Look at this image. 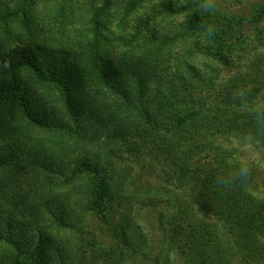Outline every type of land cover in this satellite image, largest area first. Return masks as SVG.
Instances as JSON below:
<instances>
[{
    "label": "trees",
    "instance_id": "obj_1",
    "mask_svg": "<svg viewBox=\"0 0 264 264\" xmlns=\"http://www.w3.org/2000/svg\"><path fill=\"white\" fill-rule=\"evenodd\" d=\"M36 1L0 0V264H264V173L241 158L264 155V27L231 42L264 0L242 15L102 0L82 36L61 14L33 25ZM154 165L165 184L142 182Z\"/></svg>",
    "mask_w": 264,
    "mask_h": 264
},
{
    "label": "rangeland",
    "instance_id": "obj_2",
    "mask_svg": "<svg viewBox=\"0 0 264 264\" xmlns=\"http://www.w3.org/2000/svg\"><path fill=\"white\" fill-rule=\"evenodd\" d=\"M102 0H45V1H36L34 4H29L30 9L27 11L28 13L35 12V15H38L36 17L35 22L33 25L35 26H42L45 25L44 23H48V16L53 15V20L59 15L63 16L60 20L59 17V26H62L64 28L68 29V32L71 35L76 36H82L84 34L88 35V32L91 29V24L89 23V16L92 12L91 5L93 3H100ZM116 1V0H115ZM160 0H149L146 3L149 4V6L146 8V11L149 9V7L152 4L157 5ZM177 3H186L187 1L191 2V6L196 9H200V4L202 3V0H173ZM263 0H215L216 2V10L214 13H220V14H229V15H242V14H248L254 10L256 6H258ZM112 7V5H111ZM111 7L109 8L108 12L112 11ZM145 8L139 9L138 13H143ZM32 11V12H31ZM149 12V11H147ZM212 13V14H214ZM55 15V17H54ZM137 13H132L128 16V20L132 17H135ZM159 17L160 21V27H167L171 26L172 23L178 22L182 20L181 15H177V17H172L171 15H165ZM139 16V15H137ZM136 16V17H137ZM34 17V19H35ZM135 17V18H136ZM47 18V19H45ZM134 19V18H132ZM18 23V22H16ZM62 23V24H61ZM56 24V20H55ZM112 29H115L116 23H112V19L109 22V26ZM38 27V28H39ZM122 26L118 27L121 28ZM264 27V18L257 24L254 25H248L244 28H242L240 31H237L233 34L231 42L237 43L243 39H247L251 41L252 47H254L258 42L253 40V37L257 35V30L259 28ZM60 30V28H58ZM109 43V40H107ZM264 42V38L261 40V43ZM227 73L228 70H225ZM260 151L249 144H245L242 146L241 151V158L248 159L255 158L257 163L262 169V173H264V155L259 153ZM158 166L154 165V172L151 171V174H148L142 178V182L149 183L150 185H159L162 181L158 179L156 174V169ZM139 174V173H138ZM138 174L135 175V177H138ZM144 180V181H143ZM165 184V183H161ZM262 189H264V182H261ZM157 211L146 209L142 210L140 215L138 216L139 223L141 224L144 232L147 235V238L149 239V242L152 244V250H157V245L159 244V241L161 239V234L158 229L157 224ZM90 225L92 229H99V226L97 225L96 221L91 219ZM99 234H95L94 236H98ZM173 264H183V261L181 259H178L176 261H173Z\"/></svg>",
    "mask_w": 264,
    "mask_h": 264
},
{
    "label": "clouds",
    "instance_id": "obj_3",
    "mask_svg": "<svg viewBox=\"0 0 264 264\" xmlns=\"http://www.w3.org/2000/svg\"><path fill=\"white\" fill-rule=\"evenodd\" d=\"M200 8L202 11L207 12L209 14H212L216 10V2L215 0H202V3L200 4ZM212 32V29H208V34L210 35ZM250 169L247 164H242L236 171V178L240 182L246 181L248 175H249Z\"/></svg>",
    "mask_w": 264,
    "mask_h": 264
}]
</instances>
